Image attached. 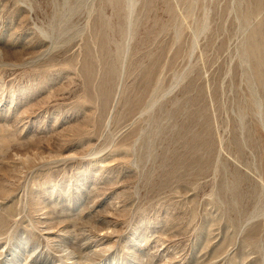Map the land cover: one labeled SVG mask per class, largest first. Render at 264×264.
<instances>
[{"label": "rangeland", "instance_id": "rangeland-1", "mask_svg": "<svg viewBox=\"0 0 264 264\" xmlns=\"http://www.w3.org/2000/svg\"><path fill=\"white\" fill-rule=\"evenodd\" d=\"M0 264H264V0H0Z\"/></svg>", "mask_w": 264, "mask_h": 264}]
</instances>
